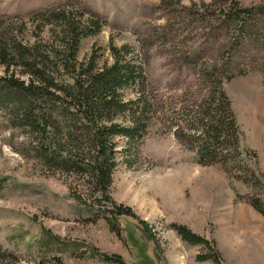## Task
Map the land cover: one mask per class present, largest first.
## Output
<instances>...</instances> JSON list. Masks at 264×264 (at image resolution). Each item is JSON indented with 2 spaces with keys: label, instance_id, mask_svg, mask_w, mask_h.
I'll use <instances>...</instances> for the list:
<instances>
[{
  "label": "rangeland",
  "instance_id": "374dc122",
  "mask_svg": "<svg viewBox=\"0 0 264 264\" xmlns=\"http://www.w3.org/2000/svg\"><path fill=\"white\" fill-rule=\"evenodd\" d=\"M65 3L105 21L82 38L77 61L111 64L110 45L127 44L142 64V127L131 142L113 137L116 164L101 192L85 172L84 137L67 134L81 122L65 93L10 94L0 80V264H213L197 261L209 248L187 243L173 224L211 240L221 264H264V212L254 206L264 211V0H0L1 28L13 24L32 41L39 26L20 23ZM11 76L29 80L20 66L0 64V78ZM221 90L239 144L212 146L222 155L199 163L193 134L201 112L216 113ZM120 93L131 100L140 90ZM35 113L48 118L45 130L26 124ZM114 255L120 263L107 258Z\"/></svg>",
  "mask_w": 264,
  "mask_h": 264
},
{
  "label": "trees",
  "instance_id": "16d2710c",
  "mask_svg": "<svg viewBox=\"0 0 264 264\" xmlns=\"http://www.w3.org/2000/svg\"><path fill=\"white\" fill-rule=\"evenodd\" d=\"M241 10L245 13L250 12L248 8ZM227 16L232 17L233 14L228 13ZM35 20L38 21L35 23ZM2 24L7 23L0 22V64L5 67L6 72L10 66H20L21 74L28 75L29 80L25 82L12 76L8 79L1 77L0 80L7 81L10 94L13 92L12 88H16L18 93L19 89H22L31 95L44 93L48 88L62 90L65 93L66 98H69V105L74 108L81 122V127L68 126L67 134L71 136L70 141L74 142L80 137L73 139L72 134L76 129L80 131L84 137L81 142L89 153L85 172L99 191H106L116 164L117 145L113 137L123 136L131 142L142 127L139 122L145 103L143 86L146 81L142 64L135 60L131 61L129 57L131 48L127 44L110 45L113 57L111 64L105 63L100 67L93 55L83 62L77 61L76 55L82 38L98 33L105 25V21L97 14L85 13L71 3L40 10L26 21H22L20 23L22 28L27 24L34 28L39 26L38 33L34 31L35 33L29 34L33 38L32 41L30 37H25L21 33L19 27L8 24L2 29ZM44 26H49L51 31L47 43L42 42L40 38ZM133 56L136 57L135 54ZM51 71L54 75H51ZM130 86L139 88L140 93L135 99L124 100L121 98L120 90ZM14 98L21 102L17 93ZM212 100L211 103L218 106L214 107L216 113L201 112L198 120L202 122V128L193 134L198 143L199 163L217 161L222 155L213 150L212 146L229 140L231 146L239 144L240 132L231 101L222 90L217 96H212ZM65 113H69L66 107L59 115ZM119 116L130 119L128 125L115 123V118ZM26 118V124L36 128L41 127L40 123H43V130L48 126V118L41 113L27 114ZM192 118L194 120L196 116ZM220 124L224 127L221 128ZM50 155H52L50 160L55 161L54 153ZM60 162L61 160H58L54 164L59 165ZM77 162L85 168L83 158ZM254 206L264 212L260 209L258 201H254ZM172 226L187 243L209 248L210 251L196 255L197 261L211 259L213 264H221L220 254L211 240L192 232L184 225ZM107 258L120 263L116 255Z\"/></svg>",
  "mask_w": 264,
  "mask_h": 264
}]
</instances>
